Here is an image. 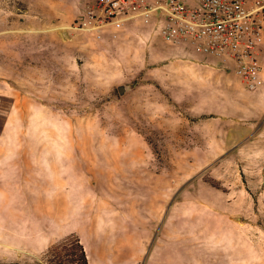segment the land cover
Returning a JSON list of instances; mask_svg holds the SVG:
<instances>
[{
  "label": "rangeland",
  "instance_id": "obj_1",
  "mask_svg": "<svg viewBox=\"0 0 264 264\" xmlns=\"http://www.w3.org/2000/svg\"><path fill=\"white\" fill-rule=\"evenodd\" d=\"M85 1L0 0V134L20 139L2 144L32 152L20 173L0 169V264H45L70 233L93 264L129 245L138 264H264V129L214 151L192 93L213 77L180 65L174 103L133 59L136 26L67 29ZM138 27L163 55L237 77Z\"/></svg>",
  "mask_w": 264,
  "mask_h": 264
},
{
  "label": "built area",
  "instance_id": "obj_2",
  "mask_svg": "<svg viewBox=\"0 0 264 264\" xmlns=\"http://www.w3.org/2000/svg\"><path fill=\"white\" fill-rule=\"evenodd\" d=\"M125 24L150 27L167 43L230 66L247 89L257 86L264 0H86L67 29L92 32Z\"/></svg>",
  "mask_w": 264,
  "mask_h": 264
},
{
  "label": "crops",
  "instance_id": "obj_3",
  "mask_svg": "<svg viewBox=\"0 0 264 264\" xmlns=\"http://www.w3.org/2000/svg\"><path fill=\"white\" fill-rule=\"evenodd\" d=\"M134 26L136 27L128 30L134 34L130 35L131 41L140 46V51H138L137 57H133L135 53L132 52L125 53V55L146 62L148 66V70L145 71L146 75L158 82L161 86L159 90L168 94L174 103L179 101L182 93L170 86L169 80L179 71L180 65L202 68L209 73V77L210 75L213 77L212 82L201 83L199 87L192 89V93L197 96V105L200 102V104L208 106V108H198L197 106L196 117L199 121L207 119L214 151H235L264 129V55L263 59L261 58L263 67L257 86L254 90L249 91L234 81V78L238 77L228 75L213 64L188 59L186 56L163 55L160 51L148 46L147 30L138 27L139 25ZM134 38L136 40H133ZM241 83L244 85L242 81ZM126 92H128L127 88L124 93L126 94ZM18 141L20 139L17 136L0 134V169H6L16 174L24 170L21 167L26 165L27 159L22 156H24L23 154L30 155L32 152L23 151V147L20 149L13 147V151L10 153L5 151L2 144ZM116 249L114 251L115 260L102 254L100 261L95 264H138V257H136L132 246L129 245L124 253H120V250ZM88 261L89 264H93L90 257H88Z\"/></svg>",
  "mask_w": 264,
  "mask_h": 264
},
{
  "label": "trees",
  "instance_id": "obj_4",
  "mask_svg": "<svg viewBox=\"0 0 264 264\" xmlns=\"http://www.w3.org/2000/svg\"><path fill=\"white\" fill-rule=\"evenodd\" d=\"M43 259L45 264H89L86 250L74 233L67 234L50 245L43 253Z\"/></svg>",
  "mask_w": 264,
  "mask_h": 264
},
{
  "label": "water",
  "instance_id": "obj_5",
  "mask_svg": "<svg viewBox=\"0 0 264 264\" xmlns=\"http://www.w3.org/2000/svg\"><path fill=\"white\" fill-rule=\"evenodd\" d=\"M118 92H119L120 94H123V93L125 92V86H124V85H119V86H118Z\"/></svg>",
  "mask_w": 264,
  "mask_h": 264
},
{
  "label": "bare ground",
  "instance_id": "obj_6",
  "mask_svg": "<svg viewBox=\"0 0 264 264\" xmlns=\"http://www.w3.org/2000/svg\"><path fill=\"white\" fill-rule=\"evenodd\" d=\"M64 29V28H63Z\"/></svg>",
  "mask_w": 264,
  "mask_h": 264
}]
</instances>
